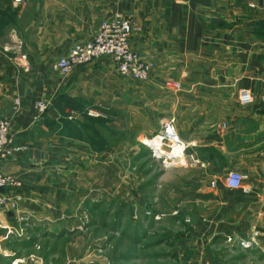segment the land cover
I'll return each instance as SVG.
<instances>
[{"label":"crops","instance_id":"crops-1","mask_svg":"<svg viewBox=\"0 0 264 264\" xmlns=\"http://www.w3.org/2000/svg\"><path fill=\"white\" fill-rule=\"evenodd\" d=\"M117 12L137 27L132 48L156 62L148 80L123 77L109 56L64 76L52 71L53 60L92 38ZM21 52L31 60L28 73L16 66ZM242 87L254 94L248 105L239 102ZM38 98L50 102L43 115L34 106ZM263 98L264 0H0V119L29 146L0 162L19 181L2 191L14 204L0 208V264L19 258L12 256L14 241L29 227H39L36 234L49 229L61 246L76 232L81 185L107 184L110 174L118 187L132 186V203L125 201L134 217L151 207L189 234L180 264H222L227 248L259 254L263 264ZM94 105L117 111L97 124L89 114ZM171 119L201 163L170 167L152 160L146 175L141 144H155ZM83 122L87 127L78 134ZM230 170L248 175L249 193L225 185ZM145 179L148 200L140 196ZM158 180L167 190L159 195ZM255 229L258 244L251 249L227 241ZM77 242L69 237L64 248Z\"/></svg>","mask_w":264,"mask_h":264},{"label":"rangeland","instance_id":"rangeland-1","mask_svg":"<svg viewBox=\"0 0 264 264\" xmlns=\"http://www.w3.org/2000/svg\"><path fill=\"white\" fill-rule=\"evenodd\" d=\"M94 106L91 110H104L103 105ZM116 111L112 106L105 109L107 113ZM141 150V170L148 175L146 163L152 160L160 163L162 160L154 157L146 144H141ZM112 177L110 174L107 184L97 179L90 186L81 185L83 201H79L77 207L82 212L75 219L76 232L69 235L71 239L78 240L75 248H64L68 236L60 246L58 237H53L55 235L49 229L36 234L39 227L37 230L36 227H29L20 235L21 239L14 241L17 251L12 256L24 260L19 264H180V252L186 247L184 237L189 234L181 229L182 226L175 219L165 221L164 217L153 214L151 207H142L134 217L127 202L132 203L133 200L132 186L118 187L117 180ZM162 182L159 181L158 185ZM158 185L157 195L162 189V192H167L164 182ZM149 188L147 179L142 181L140 196L147 200ZM149 193L154 198L156 190ZM122 206L124 208L120 211ZM248 255L247 251L236 253L227 248L222 251V264H262L259 254Z\"/></svg>","mask_w":264,"mask_h":264},{"label":"built area","instance_id":"built-area-1","mask_svg":"<svg viewBox=\"0 0 264 264\" xmlns=\"http://www.w3.org/2000/svg\"><path fill=\"white\" fill-rule=\"evenodd\" d=\"M28 0H12L14 5H24ZM136 25L132 18L117 12L103 19L95 34L89 40L75 43L66 55L51 62V69L59 75H67L72 70L83 64H88L101 56H109L112 58L115 67L120 75L127 79L135 81H146L150 78L151 73L156 68V62L144 57L131 46V36L136 30ZM5 51L11 50L10 47H5ZM15 63L21 73L31 71L32 63L26 53H19L15 57ZM176 90L181 88L179 82H168ZM254 94L247 87L239 89V102L242 105H248L254 101ZM264 100V98H263ZM18 104V100H16ZM34 106L38 114L43 115L47 112L50 102L43 98H38L34 102ZM89 110V114L95 117H106L105 109ZM165 137L166 144L162 148L151 147L152 155L156 158H161L164 165L168 163H176L177 165H188L189 163H201L192 153L187 152V143L179 136L175 130L174 119L169 120L164 124L161 134ZM29 146L20 143L15 139L11 131L10 121L6 118L0 119V162L7 160L16 152L28 150ZM161 153L163 156L159 157ZM248 175L238 170H230L224 176V183L228 188L239 189L245 193L250 192V187L246 185ZM19 185L17 178L4 171L0 164V208L7 204L13 205L2 191L6 188ZM215 186V182H212ZM259 230L255 229L248 236L235 238L228 236L227 241L238 245L243 249H251L258 244ZM18 259L13 261L17 264Z\"/></svg>","mask_w":264,"mask_h":264},{"label":"trees","instance_id":"trees-1","mask_svg":"<svg viewBox=\"0 0 264 264\" xmlns=\"http://www.w3.org/2000/svg\"><path fill=\"white\" fill-rule=\"evenodd\" d=\"M56 105L59 106L58 103H56ZM90 118L92 119L93 122H95V123H97V124H98V123L101 124V123H105V122L107 121L106 119H107L108 117H101V116H100V117H95V116H90ZM86 124H87V123L83 122V123H81L82 127H81V128H77V133H78V134L84 132L85 127H87ZM89 127L91 128V131H92L93 133H97L98 129L95 130V127H94L93 124L90 123V124H89Z\"/></svg>","mask_w":264,"mask_h":264},{"label":"bare ground","instance_id":"bare-ground-1","mask_svg":"<svg viewBox=\"0 0 264 264\" xmlns=\"http://www.w3.org/2000/svg\"><path fill=\"white\" fill-rule=\"evenodd\" d=\"M160 136H161V139L157 140L155 144H153L155 139L152 141V143L150 145L151 147L158 149V148H162L166 144L165 137H163L162 135H160ZM18 261H20V260H18Z\"/></svg>","mask_w":264,"mask_h":264},{"label":"water","instance_id":"water-1","mask_svg":"<svg viewBox=\"0 0 264 264\" xmlns=\"http://www.w3.org/2000/svg\"><path fill=\"white\" fill-rule=\"evenodd\" d=\"M159 157H162L163 155L161 153L158 154ZM176 163H168L167 165L170 167L175 166Z\"/></svg>","mask_w":264,"mask_h":264}]
</instances>
